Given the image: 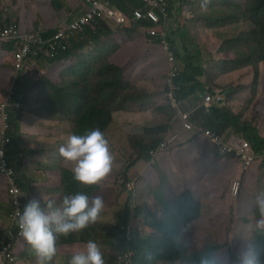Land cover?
I'll use <instances>...</instances> for the list:
<instances>
[{"label": "trees", "instance_id": "1", "mask_svg": "<svg viewBox=\"0 0 264 264\" xmlns=\"http://www.w3.org/2000/svg\"><path fill=\"white\" fill-rule=\"evenodd\" d=\"M39 1L44 3L46 0ZM48 1L49 7L53 11L64 7L61 0ZM71 1L74 3L76 0ZM139 1L110 0L116 9L125 13L126 20L123 24L116 25L106 17L98 18L87 24L83 33L73 39L68 50L60 56L51 58L47 53H43L39 57H33L30 62L26 61L23 69L18 73L15 88L18 92H24L25 100L22 108L11 114L9 121L11 128L8 136L12 137V140L8 146V160L16 170L17 179L23 191L30 188V182L27 183L26 180L22 157L31 151L26 147L24 137H45L47 140L67 137L70 133L82 134L86 129L99 128L109 141V151L115 160L116 170L119 168L118 155L111 144L110 137L117 128L114 122L116 111L130 109L140 102L146 93L139 89L136 81L127 76L125 62L128 58V51L132 42L145 37L144 33L147 29L163 26V22H154L148 17L134 19V6ZM167 1H169V11L171 12V6L180 0ZM28 7L24 9L26 13ZM1 8L2 0H0V25H4L9 21L4 20ZM138 8L147 11L149 6L141 1ZM209 9V12L214 11V5H210ZM236 13V17L250 21L252 27L235 36H229L220 43L219 53L224 54L225 50L233 52V58L230 61L226 60L225 56L221 59V62L224 63L222 72L228 71V68L235 71L250 67L254 80H252V95L249 102L250 105L252 104V114H256L264 110V89L258 98L259 75L264 76V0H245L243 7H239ZM170 17L169 14L168 18L170 19ZM233 18L231 11L223 12V19ZM9 19H12L11 16ZM39 22L40 20H37L35 27L30 30H39ZM114 30L117 31L115 34ZM46 32L52 33L54 30ZM181 34L184 37L185 31H181ZM113 36L115 37L113 38ZM172 39L175 42L174 38ZM9 45L10 52H12L19 48L20 42L9 43ZM180 46L183 49L182 54L179 49L176 50L178 59L183 65L177 79V86L180 88L179 99L186 100L188 97L202 99L206 87L201 79L206 77L207 80L212 81L213 77L205 73L197 58L188 54L186 44L182 39ZM159 48L161 51L160 46ZM134 49H137L135 52L146 51L150 49V46L146 41H143L142 48ZM122 50L123 60L119 64L115 62V59ZM161 53L163 52L161 51ZM43 63L47 66H54L51 70L52 77L46 75L41 79L46 83V87L41 86L38 91L31 92L30 88L25 83H21L18 78L23 75L37 78L40 74L37 65ZM35 68H37V73ZM6 85L9 86L10 83L7 81ZM209 90L212 93L215 88L212 87ZM164 91H166L165 87ZM32 93H35V96L33 102L30 103L28 96ZM4 97L5 90L0 89V100ZM227 101L229 104H225V102V105L213 108L209 114L205 112V108H202L198 116L199 121L195 119V122L203 128L222 135L235 134L247 139L255 150L257 158L261 159L264 154V137L260 135L253 120L246 119L245 113L236 112L229 98ZM157 109L159 118L150 117L143 127V133L129 134L132 140L130 142L132 158L126 164L123 172L126 183L129 181L128 170L136 162L149 160L150 152L159 146L163 137L180 135L179 127L184 133H190L192 137L201 136L197 132L184 128L181 116L167 100L160 103ZM216 156L220 157L219 152ZM227 158L236 162L232 157ZM60 184L62 186L61 199L65 194L75 191H86L92 195L96 189H99V184L82 187L81 182L75 180L72 172L68 170H63L60 174ZM4 188L5 185L0 180V190L5 194ZM131 195L133 196L132 193ZM132 199L129 200V204L127 203L125 210L117 216L120 221L116 227L96 225L89 229L87 227L81 231L72 232L67 236L58 235V243H83L89 239L102 240L106 243L116 244L121 254L132 255L133 264H205L206 261L208 264H219L215 261V255L225 248V244L206 245L195 251L180 237L182 225L200 217V202L190 191L168 201L164 205L161 217H158L156 212L148 210L144 223H140L139 227L131 230V234L128 235L129 224L138 219L134 215V209L129 208ZM10 207L5 194V200L0 203L3 218L8 216ZM193 226L189 225L190 229H193ZM149 230L150 233L143 236V232H149ZM259 238L256 239L254 246L260 258L264 260V232H260ZM9 241L11 242L10 239ZM2 250L0 247V251ZM229 252L234 264L236 254L232 249ZM0 264H16L14 253L10 250H6L4 253L0 252Z\"/></svg>", "mask_w": 264, "mask_h": 264}, {"label": "rangeland", "instance_id": "2", "mask_svg": "<svg viewBox=\"0 0 264 264\" xmlns=\"http://www.w3.org/2000/svg\"><path fill=\"white\" fill-rule=\"evenodd\" d=\"M32 3L34 6L37 5L36 0H2L1 13L6 12L11 16L12 20L17 21L22 27L19 20V13L23 12L24 9L29 6L27 14H30L33 8ZM139 3L141 2L139 1ZM244 3L245 0H180L171 6L170 16L172 21L170 22V30L168 29L169 23L166 29L167 32L174 37L180 49L183 51L178 40L182 39L186 44L188 54L201 62L206 74L212 75V81L207 80L206 77L203 78L206 89L213 87L215 88L214 91H217L215 86H217L216 82L219 81L218 77L220 73L225 76L224 79H221L219 83L220 86L218 85L219 89H223L225 85L226 88H229V92L227 93L220 92L225 97V104H229L227 101L229 98L233 109L238 113H245L246 119L253 120L254 125L258 127L260 131V135L264 137V110L252 114V104L250 105L249 102L252 95L251 75L253 72L250 67L240 69L237 75L235 74L236 77H234L232 73H228L231 72L230 68H228V71L222 72L224 71V63L223 61L221 62V59L225 56L226 60L230 61L233 58V52L225 50L224 54L219 53V45L225 38L235 36L239 32L249 30L252 27L250 21L235 16L237 14L236 12H238V8L243 7ZM77 4H80V0H76V5ZM85 5L86 4L81 5L76 13L81 12ZM210 5H214L215 7L212 12L208 11L210 10ZM68 11L69 12L66 13V11L59 10V13H64L65 17L68 14L67 18H69V13L72 12L71 9ZM227 11L233 13V19H223V12L225 13ZM156 28L160 29V27ZM179 31H185L183 38H181L180 33L177 34ZM116 32L117 31L114 30V34ZM114 37L115 36H113V38ZM146 37L147 35L131 43L128 51V58L125 62L127 65L128 78L136 81L139 85H137L138 87H145L148 90H146L144 95L145 100L141 103V109H145V111H136L137 107L133 105V109L116 111L115 114L114 122L117 128L113 135H111V140L118 155L119 168L109 180L108 184H106L105 187L99 188V190L102 193H106L109 198L106 202V213L108 216L106 224L112 223L109 227H116L120 219L117 218L114 220L115 215L117 213L121 214L125 210L127 203L129 204V200L133 198L129 208L134 209V215L138 217L137 220L129 224V228L133 230L139 227L140 223H144L146 219L145 215L148 210L156 212L157 216L161 217L164 205L168 201L176 199L180 194L186 191H190L200 202V217L189 223L190 225H194L193 229L187 227L181 231L182 240L195 251L206 245L225 244V248L215 255V261L219 264H233L230 258V249L237 254L245 240H251L254 244L256 239H260V232L254 231V223L257 217L255 198L258 192L264 190L263 161L257 164L253 169L242 173L234 162H227L224 166H221L218 164L217 158L208 161L204 154L199 153L195 149L190 148L184 152L173 155L172 153L174 150L165 151L164 153L169 155L168 162L172 169L164 170L162 161H158L156 165H153L151 158L147 161L142 160L139 163L136 162L128 170L129 181L126 183L123 172L126 164L129 163L132 158V147L130 145L132 140L129 134L143 133V127L147 121L143 118L142 112L148 119L151 114L157 119L159 118V110L156 109L157 103L166 101L164 94L167 91L166 80L169 70L166 55L162 49L161 51L163 53H161L158 44L155 43L156 41L151 43ZM141 41H146L147 44L150 43L148 44L150 49L135 52L137 49L134 48H142ZM0 48H3L2 44H0ZM3 52L7 58H5L6 61L4 63H0V71L6 69L14 71L12 60L13 51L10 52V49L3 48ZM3 52H0V56ZM144 61L147 62L143 63ZM139 63H141V65H139ZM180 64L182 65L181 62ZM37 67L40 69V74L37 78H31L26 75L18 78L21 83H25L30 88L31 92L35 90L38 91L41 86L46 87V83L41 79L46 75L52 77L51 70L54 68L53 65L50 67V65L47 66L45 63L38 64ZM35 71L37 73V68H35ZM14 73L17 75V72L14 71ZM12 76L13 73L11 74V82ZM233 77L237 85H232V83L226 84L225 81H232ZM261 82L260 80L258 98L261 96L264 89V86H261ZM10 85L6 87L5 94ZM164 87L166 91L163 92ZM34 96L35 93L28 96L30 103L33 102ZM2 101L3 99L0 100V102ZM154 102H156V104H154ZM186 105L187 102L185 101V108H187ZM201 111L202 110L198 112L197 117ZM224 136L226 137L227 134H224ZM182 137L183 136L180 134V138ZM199 141L202 150L206 154L209 155L207 149L208 151H217V148L211 144L207 138H204L205 143L201 140ZM47 142L49 143L46 147L47 153H39V155L43 157L41 162L44 167L50 162V153L59 152V147L63 144V142L59 143L55 139H47ZM183 142L184 140H181L180 144L182 145ZM181 145L176 148L182 147ZM189 155H192L194 158L193 160L190 158V163L188 164ZM211 157L213 156L210 155V158ZM142 167L150 168L144 173V177H139V171L137 169H141ZM227 169L233 170L230 172L232 175L227 174L225 171ZM41 172H44V170ZM224 172H226L227 175H224ZM170 173H172L171 175L174 178V188L171 186L165 187L159 183V180H165V175H169ZM174 174L179 178H176ZM237 177L240 181V190L238 196L233 197L230 194V184L237 179ZM141 179H144L146 187L139 197L135 196L136 194H134L133 197L128 191V184L134 181L136 187H139L140 184H143V180ZM35 181L38 185H43L39 183L38 179H35ZM172 214L176 218L174 213ZM6 218L9 222L7 233L14 235L10 212ZM8 222L0 219V227H6ZM149 233L150 230L149 232L144 231L143 236H147ZM99 244L103 254L108 256V264H123L122 262L124 261L121 259L123 254L118 250L116 244L103 243L102 241H99ZM67 246V244H64L61 247L60 258L63 259V263L66 260L65 254ZM17 247L18 246L14 244L10 250L15 255L16 264H39L40 261H34V259L38 258L37 255L34 254L32 257L30 254L26 255L24 245L20 246L18 249Z\"/></svg>", "mask_w": 264, "mask_h": 264}, {"label": "clouds", "instance_id": "3", "mask_svg": "<svg viewBox=\"0 0 264 264\" xmlns=\"http://www.w3.org/2000/svg\"><path fill=\"white\" fill-rule=\"evenodd\" d=\"M81 5L82 4H77L76 7L79 8ZM75 13H76L75 10L72 13H69V18H67L66 21L61 24V26H63L64 23L71 20L73 17H75L80 12L76 14ZM9 16H10L9 14H7L6 12H3L4 20H7L9 22L4 25H0V27L7 26L9 24H17L22 33L35 31V32L43 33L45 35H53V33H55L61 27V26L57 27L56 29H54V32L52 33H47L46 31H41V30H23L20 24H18L17 21L9 19ZM160 22H163V26L160 27V29L149 28L148 30L165 29L167 31L166 27L168 23L170 25V19L168 18L166 21H160ZM168 35L169 37H171L170 39L173 41L172 39L173 36H171L170 33H168ZM149 36L150 34L147 33L148 41H149ZM76 37L68 41V48H69L70 42ZM153 41H156L155 43L159 45V40L156 37L153 38ZM13 43L15 42H11V44ZM0 44H2L3 46L5 45L10 46L9 43H6V42L0 43ZM173 44L175 46V49L178 51V48L174 41H173ZM17 50H13L14 53H12V57H13L14 71L17 72V75H18L20 71H16L15 65H14V54L17 52ZM64 52H61L58 56H60ZM42 54L43 53H40L39 55H35V54L31 55L29 62L33 59V57H39ZM51 58H56V57H51ZM177 58H178V55H177ZM180 66H181V71H182V65L180 64ZM17 75H15V79L12 82V86L8 89V91L12 88L16 91L17 94L18 93L23 94L24 99L21 102V108H22L23 102L25 100V95L23 91L18 92L15 88V82L17 79ZM251 76H252V80H254L253 73ZM259 77H260L259 84L261 80L262 81L261 86H264V76L259 75ZM207 90L210 91L208 88L207 89L205 88V91ZM7 93L5 94V97ZM165 94H164V97H165ZM18 110H15V111H18ZM11 114H10V118H11ZM10 118H9V121H10ZM9 125H10V122H9ZM0 129H1V122H0ZM226 137H230V136L227 135ZM165 138H163L160 141V143ZM10 139L12 140V137H10ZM54 139L57 140L59 143L63 142V144H61L59 147V152H53L55 156L61 157L60 164L56 172L57 184H58V189H59L58 190L59 196L57 197V202L53 203V201L51 200L45 202L43 199H40L37 197H32L28 200L26 192L22 190L20 183L18 182L15 168L10 165V162L8 160V146L11 144L10 142L6 148L5 159L8 163L9 168L14 170V177H15V180L21 192V202H22V206L17 213V220L13 221L11 214L14 212V205L12 203V199L9 194V183H8L6 176L0 172V176L3 178L1 180L3 184L5 185V190H6L5 194L11 206L10 207V217H11V222L13 224V233H14V235L6 233L5 238H7L8 240L10 239L11 242H13L17 246L21 244V242L24 239L27 242V244L31 247V249L35 252V254L40 258L41 264H44V262L50 263L48 260L51 259V257L55 254L56 247L64 245V244L58 243L57 241L58 235L67 236L68 234L72 232H78L87 227L89 229L90 227L96 226V225L109 227V225L107 224L102 225L98 221V219H100L101 214L104 210L103 197L100 195H94L95 193L100 191L99 189L98 190L96 189L92 193V195H89V193L86 191H75L72 193L65 194L62 197V199L60 198V194L62 190V186L60 184V174L62 173V171L63 170L71 171L74 179L81 182L82 187L86 185L99 184V188L102 187L103 185L104 181L102 178L104 176L109 178L111 176H114L115 174V170L111 168L113 157L109 151V141L101 129L99 128L86 129L82 134L70 133L67 136V138L56 137ZM47 144L49 145L48 142ZM167 150H164V151H167ZM217 152L219 151L217 150ZM159 153L157 155L156 163L154 164L152 163L153 165H156L158 163ZM220 156L223 158L230 157V156H223L221 154ZM263 157H264V154H263ZM22 159H24V157H22ZM66 161L71 162L72 165L66 163ZM261 161H263V158L260 159V161L256 163L254 166L259 164ZM235 163L238 165L239 171L241 170L242 173L247 171V170L245 171L242 170L239 163L237 162ZM252 168L248 170H251ZM134 186H135V190L133 192H130L128 190L129 193L133 194V197H134V194H136L135 196H138L135 183H134ZM255 210L257 212V217L254 223V231L264 232V190H261L256 195ZM189 225H190L189 223L182 225V228L180 229V237H181V231L189 227ZM127 229L130 230V234H131V228L128 227ZM99 241H102V240L95 241L93 239H89L86 242H83V243H86L84 248L80 251L75 252L70 257L68 263L64 262V264H104L103 255H106V254H103V252L101 251V246L99 244ZM102 242L106 243L105 241H102ZM72 244H76V243H69L67 245H72ZM125 255L126 254H124L123 257H121V259L124 261L122 262L123 264H126ZM133 263H134V260H132V255H131L130 264H133ZM205 264H208V262L206 261ZM234 264H264V260H262L260 256L258 255L252 241L245 240L243 242V246L238 250L236 254Z\"/></svg>", "mask_w": 264, "mask_h": 264}, {"label": "built area", "instance_id": "4", "mask_svg": "<svg viewBox=\"0 0 264 264\" xmlns=\"http://www.w3.org/2000/svg\"><path fill=\"white\" fill-rule=\"evenodd\" d=\"M149 8L147 11L140 9L135 10L134 19L150 18L154 22L166 21L169 16V1L167 0H142ZM87 4V7L64 23L53 35H45L40 32L22 33L17 24H9L0 27V43L20 42V47L14 54V65L16 71L23 69L26 61L30 60L31 55H39L46 52L50 57H57L61 52L68 48V41L81 34L87 24L98 18L106 17L112 20L116 25L123 24L126 20L124 14L111 5L110 0H80V4ZM152 38L159 40V45L164 51L168 63V76L166 80L167 92L165 97L170 106L181 116L184 122V128L188 131L199 133L202 137L207 138L213 144L219 153L223 156L232 157L239 163L242 170L252 168L260 161L257 158L252 145L244 138L236 135L225 137L213 130L196 125L192 120V111L185 108V100L179 99V90L177 79L181 74L176 49L173 41L170 39L168 32L163 30H148ZM24 99L22 93H16L10 89L2 102H0V172L6 176L9 183V194L14 205V212L11 214L12 220H17V213L22 206L21 192L14 177V170L9 168L5 159L6 148L11 142L8 132L10 131L9 118L10 114L21 108V102ZM225 103L223 94L218 91H205L201 105L206 108L207 113H211L213 108L221 107ZM177 135L166 137L160 145L150 152L152 163H156L159 152L169 149L175 142ZM264 158V157H262ZM261 158V159H262ZM128 190H135L134 183L128 184ZM240 190L239 179L234 180L230 186V194L237 197ZM130 235V230H128ZM126 264H130L131 255H125Z\"/></svg>", "mask_w": 264, "mask_h": 264}, {"label": "crops", "instance_id": "5", "mask_svg": "<svg viewBox=\"0 0 264 264\" xmlns=\"http://www.w3.org/2000/svg\"><path fill=\"white\" fill-rule=\"evenodd\" d=\"M36 1H37V5L35 4L36 6H34V4L32 3L33 4V8H32V12L30 14H27L25 11L19 13V19H20V22L22 24V29L23 30L33 29V27H35V24H36L37 20H40L39 28H38L39 30H41V31L54 30L57 27L61 26V24L63 22H65L66 19H67V15L68 14L65 17L64 13L63 14L59 13V10H63L64 12L66 11V13H67V12H69L68 11L69 9H71V12H73L74 10L76 12L77 9H78L76 7L77 6L76 5V1H74V3H73L71 0H61L63 2V4H64V7L60 8V9H56L55 11L50 10L51 8L49 7V1L48 0H46L44 3L42 1H39V0H36ZM140 2H141V0H140ZM82 5H84V4H82ZM138 6H139V4H136L134 6L135 9H137ZM86 7H87V5H85L84 9ZM24 16H25V21H24ZM170 21H172L171 17H170ZM168 29L170 30V25H169ZM147 33H149L148 29H147L145 35H147ZM178 33L181 34V31L177 32V34ZM182 37H183V35L181 34V38ZM178 41L180 42V40H178ZM149 42H151V43L154 42L153 38L151 36H149ZM142 43H143V41H141V44ZM148 44H150V43H148ZM175 44H176V41H175ZM3 48L10 49V47L8 45L3 46ZM3 48H0V52H3ZM177 48L181 51V54H182V50L180 49V47L178 45H177ZM183 56H184V54H183ZM5 58H7V56L3 52V54L0 56V59H1L0 63L1 62L4 63L6 61ZM12 60H13V57H12ZM122 60H123V50L116 57L115 62L120 64V63H122ZM145 62H147V61H144L143 63H145ZM139 65H141V63H139ZM239 70L231 71V72H228V73L229 74L232 73L234 75V77H236L235 74L237 75ZM12 73H13V76H12V82H13L14 79H15L14 71L7 70V69L0 71V89L6 90L7 85L5 86V83L7 81H8V83L11 84L10 87L12 86V82H11V74ZM224 77H225L224 75H220L218 77L219 81L216 82L217 86H215V87L217 88L218 92L227 93V92H229V88H226V85L224 86L223 89L221 88L222 90L218 88V85L221 82V79H224ZM234 77H233L232 81L231 80L225 81L226 84L232 83V85H237V82L234 79ZM201 81H202V83H204L203 82L204 81L203 78L201 79ZM205 87H206V85H205ZM139 89L143 90L144 93L146 92V90H148L147 88L141 87V86L139 87ZM144 100H145V98L143 97L140 100V102H138V104H136L134 106V107H137L136 111H140V110H144L145 111V109H141V103ZM185 101L187 102L186 110L187 111H192L193 122L196 125L201 126V125L197 124V122H195V119L197 121H199L198 117H197V114H198V112L200 110H202V108H205V107H203L201 105L202 100L201 99L198 100L196 97H188ZM161 102H163V101H160L159 103H161ZM159 103H157V106L159 105ZM154 104H156V102H154ZM157 106H156V109H157ZM134 107H131V109H133ZM205 112H206V108H205ZM142 114H143V118L148 122L149 121L148 117H146L143 112H142ZM124 115H126V114H124ZM150 117H155V116L151 114ZM51 118H52V115H51ZM179 129H180V134L183 137L180 138V135H177V138L175 140L174 145L167 150V151L174 150L172 155L173 154H179V153L184 152L185 150H188V149L191 148V149L197 150L201 154H204L205 158L208 161L212 160L213 158H217L218 159V164L221 165V166H224V164H226L227 162H231L232 161L229 158H223L221 156L217 157L216 156L217 153H218L217 151L213 152L212 150L208 151V149H207V152L209 153V155L206 154L202 150V147L200 146V141H199V140H201L202 142L205 143L204 137H202V136H200V137H192L190 133H187V132L184 133L182 131L181 127H179ZM110 137H111V135H110ZM24 138L26 139V141H25L26 147L31 149L30 152H28L27 154H25L23 156L24 157V170L26 171L25 172L26 173V180H27V183H28V181L30 182L29 183V187L30 188H28L25 191L27 197H28V195H30V197H28V200L30 198H32V197H37V198L43 199L45 202H47L49 200L53 201V203L57 202V197L59 196V194H58V190L59 189H58V184H57L56 172L58 170V166L60 164L61 157L55 156V154L51 152L50 153V157H51L50 158V162H49V164L46 167H44L42 162H41L42 161L41 159L43 157L40 156L39 153H41V154H46L47 153L46 147L48 146V144H47L46 138L45 137H24ZM63 138H67V137H63ZM52 139H54V138H52ZM181 140H184L182 145L180 144ZM111 144L113 145L112 140H111ZM179 145H181L182 147L176 148ZM164 152L165 151L159 153L158 161H162V163H163L162 167H163L164 170H170L172 168H171V166H170V164L168 162V156L169 155L165 154ZM210 155H212L213 157L210 158ZM190 158L193 160L194 157L192 155L188 156V164L190 163ZM66 163L72 165V163L69 162V161H66ZM236 166H238V165L236 164ZM111 168L114 169L115 172H116V164H115L114 158L112 160V167ZM148 168H150V167H142L141 169L138 168L137 170L139 171V177H144V173H146ZM43 170H44V172H41ZM225 171L227 172V174H230V172H232L233 170L232 169H227ZM226 172H224V175H227ZM171 174L172 173H170L169 175H165V177H164L165 180L164 179H163V181L159 180V183H161L165 187L171 186V187L174 188L175 187L174 178L172 177ZM174 175L176 176V174H174ZM230 175H232V174H230ZM112 177L113 176L107 178V177L104 176L102 178L103 181H104L102 187H105V185L108 184L109 180ZM176 178H179V177L176 176ZM1 179H3V178L0 176V180ZM35 179H38L39 183L43 184V185H38L37 182L35 181ZM141 180H143V184L142 185L140 184L139 187L138 186L136 187L138 197L140 196V194L143 192L144 188L146 187V184L144 183V179H141ZM94 195H100L104 199V210H103V212L101 214L100 219H98V221L101 224L104 225V224H106V221L108 220V216H107V213H106V202H107V200H109V198L107 197L106 193H102L101 191L95 193ZM4 200H5V194L3 193L2 190H0V203H2ZM2 213H3V210L0 209V219H2L3 221H7L8 222L7 218H3V214ZM119 214L120 213H117L115 215L114 220L117 219V216ZM111 224L112 223H109L107 225H111ZM8 228H9V222H8V225L6 227H4V228L0 227V247L3 249L0 252H3V253L6 250H11V248L14 245L13 242H10L7 238H5ZM85 244L86 243H76V244L68 245L66 247V254H65L66 255V260H65V262L68 263L70 257L75 252L82 250L84 248ZM22 245L25 246L24 247V251H25L26 255L30 254V256L32 257L35 254V252L31 249V247L27 244V242L24 239L21 242V244L18 245L17 249L20 246H22ZM61 247L62 246H57L55 254L51 257V259L48 260L51 264H64L63 263V259L60 258ZM103 256H104V264H108V261H107L108 260V256L107 255H103ZM31 260H33V259H31ZM34 261H40V258L38 257V258L34 259ZM50 263L44 262V264H50ZM39 264H41V261L39 262Z\"/></svg>", "mask_w": 264, "mask_h": 264}]
</instances>
